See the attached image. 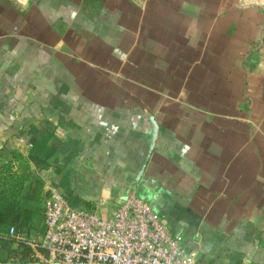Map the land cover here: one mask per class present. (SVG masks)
<instances>
[{
  "label": "crops",
  "instance_id": "obj_1",
  "mask_svg": "<svg viewBox=\"0 0 264 264\" xmlns=\"http://www.w3.org/2000/svg\"><path fill=\"white\" fill-rule=\"evenodd\" d=\"M263 31L232 0H0V152L73 210L134 193L195 264H264Z\"/></svg>",
  "mask_w": 264,
  "mask_h": 264
},
{
  "label": "built area",
  "instance_id": "obj_2",
  "mask_svg": "<svg viewBox=\"0 0 264 264\" xmlns=\"http://www.w3.org/2000/svg\"><path fill=\"white\" fill-rule=\"evenodd\" d=\"M14 245L29 248L39 264H195L186 246L163 219L134 193L114 204L109 217L73 210L48 188L42 232L20 236L10 227Z\"/></svg>",
  "mask_w": 264,
  "mask_h": 264
},
{
  "label": "rangeland",
  "instance_id": "obj_3",
  "mask_svg": "<svg viewBox=\"0 0 264 264\" xmlns=\"http://www.w3.org/2000/svg\"><path fill=\"white\" fill-rule=\"evenodd\" d=\"M232 3L233 5H257L264 10V0H232ZM0 194H4L6 198L15 194L17 207L21 210L22 223L26 225L19 228V235L26 236L30 233L35 235L43 219L45 192L40 177L30 169L25 157L17 152H0ZM4 248L5 245L0 242V262L20 264L21 259L17 254L10 261L6 259ZM13 248L17 247L13 246ZM28 263L39 262L33 258Z\"/></svg>",
  "mask_w": 264,
  "mask_h": 264
},
{
  "label": "trees",
  "instance_id": "obj_4",
  "mask_svg": "<svg viewBox=\"0 0 264 264\" xmlns=\"http://www.w3.org/2000/svg\"><path fill=\"white\" fill-rule=\"evenodd\" d=\"M42 223L43 219L37 233L42 232ZM22 225L26 227V225L22 223L21 210L17 207L15 194L7 198L4 194H0V242L5 245L3 251L6 252V259L10 261L17 254L21 259L20 264H30L28 262L33 258L31 257L32 253L29 248L22 244L16 246L17 248H13V246H15V240L8 236L10 227H14L16 232L19 233L18 230L22 228ZM3 263H6V261L0 262V264Z\"/></svg>",
  "mask_w": 264,
  "mask_h": 264
},
{
  "label": "water",
  "instance_id": "obj_5",
  "mask_svg": "<svg viewBox=\"0 0 264 264\" xmlns=\"http://www.w3.org/2000/svg\"><path fill=\"white\" fill-rule=\"evenodd\" d=\"M263 34H264V31H263ZM149 122H150V137H149L148 149H147L146 157L142 163V166L136 174L135 181H138L139 178L141 177L143 170H144V167L147 163V160L152 153L154 143H155V139H156L157 125L155 124V122L153 121V119L151 117H149Z\"/></svg>",
  "mask_w": 264,
  "mask_h": 264
}]
</instances>
